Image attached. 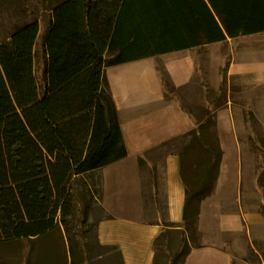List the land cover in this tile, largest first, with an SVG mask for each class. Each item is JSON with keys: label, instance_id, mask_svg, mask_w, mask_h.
<instances>
[{"label": "trees", "instance_id": "16d2710c", "mask_svg": "<svg viewBox=\"0 0 264 264\" xmlns=\"http://www.w3.org/2000/svg\"><path fill=\"white\" fill-rule=\"evenodd\" d=\"M210 1L229 37L264 33V0ZM126 4V0H64L51 8L40 80L37 19L0 44V245L29 242L35 248L60 236L71 264H86L85 249L78 246L73 227L80 214L82 223L88 224L91 211H104L98 202L102 177L97 185L87 177L128 155L105 69L166 53L123 42ZM206 117L182 136L189 140L187 146L201 150L197 161L201 173L196 180L188 178L185 154L179 152L187 195L183 222L162 223L165 228L154 242V264H161L160 245L168 238L178 237L183 251L165 264H186L192 246H200V205L215 189L224 153L215 120L211 113ZM211 128L213 135L207 137ZM259 185L264 191V173ZM261 211L264 215V205ZM100 220L88 224L98 242ZM88 233L82 235L86 240L91 237ZM101 247L115 250L124 264L118 247ZM45 251L47 262L54 260L50 245Z\"/></svg>", "mask_w": 264, "mask_h": 264}, {"label": "crops", "instance_id": "0c3cea01", "mask_svg": "<svg viewBox=\"0 0 264 264\" xmlns=\"http://www.w3.org/2000/svg\"><path fill=\"white\" fill-rule=\"evenodd\" d=\"M126 1L123 42L153 46V52L166 53L105 69L128 155L98 170L103 188L99 201L110 216L99 222V243L118 247L124 264H154V242L165 228L163 217L158 215L162 198L165 219L183 222L187 195L175 142L197 129L211 113L224 153L215 189L200 205V246H192L186 264H251V242L264 239V192L259 185L257 155L243 142L250 130L245 107H236L229 96L223 106L199 105L197 117H192L178 101L167 98L157 62L179 59V75L172 76L183 87L194 78L198 80L203 73L200 62L207 61L211 92H218V61L227 58V53L219 54L218 50L225 48L233 55L235 41L247 37L261 40L264 33L229 37L210 0ZM220 30L227 37L225 41L220 40ZM258 51L262 52L261 48ZM239 59L233 55L227 69L228 95L231 78H244L237 95L249 103L246 109L264 132V85L257 82V76L264 75V59L258 63ZM250 75L252 83L246 82ZM213 131L206 130L205 135L210 137Z\"/></svg>", "mask_w": 264, "mask_h": 264}, {"label": "rangeland", "instance_id": "374dc122", "mask_svg": "<svg viewBox=\"0 0 264 264\" xmlns=\"http://www.w3.org/2000/svg\"><path fill=\"white\" fill-rule=\"evenodd\" d=\"M62 1L64 2V0H0V44L7 41L17 28L32 23L36 19L41 25V34L37 45V58L39 61L37 64V77H39V80L42 77L44 41L50 27V9L57 6ZM260 48L262 52L258 51ZM218 52L219 54L227 53V58L218 61L220 67V90L218 92H211L210 79L206 71L209 66L207 61L200 62L203 73L199 74L198 80L194 78L190 84L182 87L177 85V80L172 76L178 77L179 72H177V70H179L180 60L160 59L157 62V69L164 84L165 94L168 99H175L178 101L181 108L191 113L194 118L197 117V112L200 111L199 105L203 107H209L211 105L214 107L223 106L227 102L229 96L233 104H236V107L244 106V114L250 130L249 135H247L249 138L243 139V142L247 148L257 155L256 160L260 179L261 175L264 173V147L262 145V140H264L263 127L258 123L250 109H246L249 108V103L245 101L241 95H237V91L243 89L242 84L244 78L241 80L240 78H231V93L228 95L229 82L226 73L233 61V55L236 56V61L239 59L238 53L241 54L239 61L242 63H250L252 61L254 63L261 62V60L264 59V36L261 40H257V37H247L244 40L235 41L232 51L234 53L233 55L229 54L225 48L221 49V51L218 50ZM171 70L173 72H171ZM248 77L246 78V82L251 81L252 83L254 80L253 75H250V78ZM257 82L264 85V75L257 76ZM204 112L205 111H203V113ZM175 143L177 144V147L175 146L177 151L185 154V164L188 168L186 173L187 177L196 180L201 173L200 169L198 170L199 167L197 163L201 150L198 147L187 146L189 140H182V137ZM100 177L101 174L98 171L88 176L87 180L90 184L96 183L97 185ZM98 202L100 204V201ZM256 205L257 204H253V207H256ZM83 207V204H81V210H83ZM159 213L158 215L163 217L162 223H165L166 213L164 198L161 199ZM89 214V223H96L100 219L109 216L105 210L102 212L101 210L99 211V209H95ZM79 216L80 221L76 222V227H73L72 234L77 237L79 242L78 246L85 249L84 251L86 252L87 258L86 264H121L118 255H116L117 252L101 247L95 237L96 232L90 231V228H88L89 223H82L84 219L83 214ZM88 231V236L91 237H88L86 240L82 235ZM60 242V236H55L45 239L37 244L35 248H33L32 244L29 242H24V244L0 245V264H71L70 256ZM48 245H50L51 253L54 255V260H51V262H47L48 258H46L47 252L45 250ZM178 251H183L179 245L178 237L164 240L160 245L161 264H165L169 257H172ZM249 263L264 264V239L253 240L251 242Z\"/></svg>", "mask_w": 264, "mask_h": 264}]
</instances>
